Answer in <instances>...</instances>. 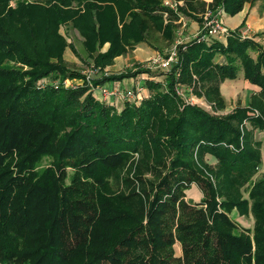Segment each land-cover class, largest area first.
Segmentation results:
<instances>
[{
	"label": "trees",
	"instance_id": "trees-1",
	"mask_svg": "<svg viewBox=\"0 0 264 264\" xmlns=\"http://www.w3.org/2000/svg\"><path fill=\"white\" fill-rule=\"evenodd\" d=\"M11 1L0 0V264H264V176L240 201L254 216L244 227L227 213L240 203L219 200L195 165L197 155L209 154L241 181L261 165L264 139L253 134L264 130V46L257 40L264 31L242 34L244 19L223 39L201 30L177 46L163 79L134 71L149 73L142 83L149 93L117 107L95 99L88 85H58L85 75L62 63L70 43L60 28H77L86 55L103 68L139 43L160 51L174 41L163 13L171 21L177 15L164 0ZM256 1L209 5L233 16ZM80 5L94 20L90 26ZM186 5L182 14L199 24L205 1ZM240 74L253 93L227 114L186 103L175 91L195 75L199 94L222 109L220 83ZM135 157V169L123 172ZM153 161H166L156 182L141 171ZM191 184L200 187L201 203L184 199Z\"/></svg>",
	"mask_w": 264,
	"mask_h": 264
},
{
	"label": "rangeland",
	"instance_id": "rangeland-1",
	"mask_svg": "<svg viewBox=\"0 0 264 264\" xmlns=\"http://www.w3.org/2000/svg\"><path fill=\"white\" fill-rule=\"evenodd\" d=\"M17 1V0H16ZM179 2L176 10L169 7L170 10L174 11L177 15V19L171 21L169 19L170 14L167 12L163 13V23H169L173 28V38L174 41L170 43L162 44V49L158 51L157 49H154L150 44L142 42L139 43L142 45V47L137 49V55L135 56L134 49L128 50L126 53L121 54L119 56H116L111 63H108L103 68H100L98 64L95 63V60L93 57H88L86 55V52L84 50L85 44L83 42V36L80 34V32L77 30V28H74L71 25H67L66 28L62 26L60 28V33L65 35L67 37V41L70 43L64 51L61 56L62 63L69 68H72L74 70H78L81 73L85 74L81 78H69L65 77L63 79H60L61 81L58 83V85H62L65 88H72L75 89L79 86L88 85V91L92 93L95 99L100 101H107L109 104L115 105L117 107H120L123 103L117 102L123 101L124 99L122 97H119L118 99L111 98L112 93L108 91H117L114 88L112 90H108L104 84L98 83L93 84V81L98 79H102L104 77H107L108 75L113 76H119V75H126V77H123L122 80H126L128 78H132L134 76H131L134 71H137L139 69H149L154 79H163V74L167 73L168 70L161 69L159 67H149L151 65L150 61L151 58L155 55L160 56H166L171 49L174 48V46L177 44L176 41L185 42L188 41L191 38L197 37L199 35L201 30H208L207 28H212L211 25H205L204 27V21H209L208 14L212 15L213 13L216 14V24L217 28L219 29L221 33L225 32V29L227 26L225 25V14L223 10V6L218 5L215 8L210 7V3L212 0H203L205 1V6L202 10H200L198 13V17L201 18V21L196 29L190 28V22L186 16H184L182 13H186L189 11V8L186 5V0H173ZM106 3V2H105ZM249 3V2H246ZM11 5H15V0H12L10 2ZM250 4V3H249ZM260 0L256 1L254 7L256 10V13H258L260 16H262L264 9L259 8ZM223 10L219 11V10ZM80 10L82 14V20L85 19L86 26H90L91 22L94 21L93 18H91V15L87 13L86 8L83 5H80ZM228 15V14H227ZM231 16V15H230ZM204 21H203V19ZM171 21V22H170ZM250 23V22H249ZM121 24L119 25V27ZM243 32L242 34L246 36H251L252 34L259 33L264 31V24L261 26L254 28L252 24H249V28L245 31L244 27L242 28ZM221 38H224V34H220ZM261 44L264 46V39L259 40ZM109 43L105 42L102 47H100V51L103 52L107 49ZM165 46V47H164ZM139 52V54H138ZM252 55L255 56V53H252ZM218 59H222L221 57ZM149 65V66H148ZM149 73L146 72H140L137 75L141 77H147ZM193 80L189 82H184L178 84V87L183 90L185 94H190L193 99L200 103L205 109L213 112L215 115H223L231 112L236 106H245L249 103L250 95L254 89V87L246 80L242 78V74L239 75L238 79L230 81V80H223L220 85L219 89L221 94L223 95L225 99V105L222 109L215 108L212 103L208 102L204 95L200 93V87H199V80L195 75H192ZM111 82L116 81L109 80ZM221 86V87H220ZM144 92L146 91L147 94L149 93L148 89L143 85ZM118 93V91H117ZM121 93V92H119ZM143 92L141 91V95ZM146 94V95H147ZM116 95L113 93V96ZM145 95V94H144ZM142 95V98L144 97ZM112 99V100H111ZM253 137L256 140H263L264 139V130H256L253 134ZM261 152V165L256 170V172L253 173V175L245 181V178H242L243 181L236 179L233 176V173H230L226 168H224L222 165H220L215 158H213L209 154H204L202 156V159H200V155H197V161H195V165L198 168V170L203 173L205 176L209 177L211 182L214 184L216 188V192L218 195L219 200L222 199H228V200H234L240 203L243 199H248V193L251 188V185L257 182L260 178L264 176V145L260 148ZM138 157H135V160H130L126 167L124 168V171H133L135 169V166L139 163ZM46 160L42 162V164L39 165V168H43L44 165H46ZM153 163L156 165L150 170H143L142 175L146 177L147 179L151 181H158L160 178V175L162 171L164 170V165H166V161H153ZM161 171V172H160ZM184 199L186 201L192 202L195 205L196 203H201L203 199V193L200 189V187L196 184H191L187 189L184 190ZM202 207H205V204H201ZM250 203L245 204H238V206L231 208L227 211L230 218H232L237 224L244 227H251L253 225V213L250 209ZM242 208L246 209V211H243ZM238 226V228H240ZM224 229L234 231V229L230 227L223 226ZM174 252L176 256L181 255V247L180 243L177 241L174 244Z\"/></svg>",
	"mask_w": 264,
	"mask_h": 264
},
{
	"label": "crops",
	"instance_id": "crops-1",
	"mask_svg": "<svg viewBox=\"0 0 264 264\" xmlns=\"http://www.w3.org/2000/svg\"><path fill=\"white\" fill-rule=\"evenodd\" d=\"M252 5H250L249 3H245L243 5V8L241 11H239L238 13H236L233 16L227 15L225 14V25L227 26V28L229 29H235L236 27H238V25L241 23V21L244 19L245 20V26H244V30L246 31L249 28V24H252V26H254V28H257L259 26H261L262 24H264V12L262 13L263 15L260 16L258 13H256V10L254 7H251ZM189 21H191L190 23V28L191 29H196L198 27V23L197 21L193 20V19H189ZM250 22V23H249ZM243 29H241V32L244 33L242 31ZM139 47L141 48L142 45L137 44L135 46L134 52H135V56L137 55V49H139ZM139 54V52H138ZM227 80V79H226ZM231 81V80H230ZM143 83V77L136 75L132 78H128L126 80H116L114 82L111 81H106L105 83H103L106 88L108 90H112L113 88L115 90L118 91V93H116V95H112L111 98H115L118 99L119 96V92L123 93L124 91L128 90V89H133L138 85H142ZM221 87V86H220ZM144 87L142 88V95H146L147 92H144ZM253 93V91H252ZM112 100V99H111ZM117 102H122L123 101H119L117 100Z\"/></svg>",
	"mask_w": 264,
	"mask_h": 264
},
{
	"label": "built area",
	"instance_id": "built-area-1",
	"mask_svg": "<svg viewBox=\"0 0 264 264\" xmlns=\"http://www.w3.org/2000/svg\"><path fill=\"white\" fill-rule=\"evenodd\" d=\"M178 3L179 2H177V1L175 2L173 0H164L163 1L164 5L170 7L174 10H176ZM219 11L223 12V10H221V9ZM215 16H216V14H214V13L212 15L208 14L207 19L209 21H206V20L204 21V19H203L204 27H205V25H211L212 26V28H207L208 30L207 31L204 30V31H206L210 34L218 35L220 37L221 36L220 34L223 35L224 33H221L220 31H218L219 29L216 27L217 22L215 20L217 18ZM176 43L177 44L174 46V48L171 49L166 56L155 55L154 57H152L151 61H150L151 65L150 66L148 65V66L149 67H155L156 66V67H159L161 69L168 70L172 66V64H174L177 61V58H178L177 46L182 44L183 42L176 41ZM142 88H143L142 85H138L133 89H128V90L124 91L123 93H119V96L122 97L123 99L139 100L142 97V95H141ZM175 91L178 95H180L184 99V101L186 103L199 104L200 105V103H197L190 94H185L183 92V90L178 87V84L175 86ZM109 92H111L112 95H113V93L114 94L117 93V91H114V92L108 91L107 93L109 94Z\"/></svg>",
	"mask_w": 264,
	"mask_h": 264
}]
</instances>
